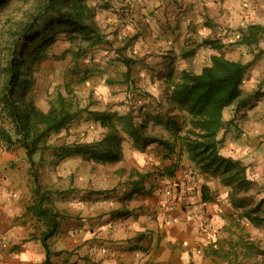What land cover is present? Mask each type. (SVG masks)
Instances as JSON below:
<instances>
[{"label": "crops", "instance_id": "1", "mask_svg": "<svg viewBox=\"0 0 264 264\" xmlns=\"http://www.w3.org/2000/svg\"><path fill=\"white\" fill-rule=\"evenodd\" d=\"M125 4L128 31L136 32L134 45H129L133 54L127 55L136 63L130 77L124 68L129 84L125 93L143 95L138 105L142 119L136 124H145L146 133L168 140L175 151L164 158L165 145L157 141L141 146L123 133L118 161L98 163L82 153L50 158L53 171L42 184L49 191L46 205L59 215L47 240L50 264H239L240 258L255 256L249 245H243L247 250L241 245L256 238L255 223L242 216L244 207L231 199L232 185L201 172L186 153L180 155V139L171 137L168 114L182 121L176 117L177 109L171 112L164 104L170 96L171 69L178 73L193 62V71L199 72L213 54L237 48L238 55L231 58L239 60L242 46L253 49L255 44L236 40L248 25H264V0H125ZM250 99V104L243 99L241 86L240 97L223 110L225 124L218 134L220 154L246 168L250 188L238 197H245L247 208L264 200V95ZM125 109L131 112L128 106ZM101 110L115 111L108 106ZM106 130L100 128L99 138L91 133L87 142L100 139ZM173 161L178 162L173 176L157 174ZM80 162L87 169L78 166ZM28 169L26 161L16 170L0 163V264H41L46 258L41 240L45 219L27 210L33 201ZM137 172L147 177L142 190L133 193L130 181ZM187 173L195 199L202 200V186L212 198L205 202L210 226L204 230L186 213L167 207L169 192ZM164 216L170 218L165 221Z\"/></svg>", "mask_w": 264, "mask_h": 264}, {"label": "trees", "instance_id": "2", "mask_svg": "<svg viewBox=\"0 0 264 264\" xmlns=\"http://www.w3.org/2000/svg\"><path fill=\"white\" fill-rule=\"evenodd\" d=\"M22 1L19 17L9 13L15 2ZM0 145L6 148L19 146L24 149L29 161V169L34 177L32 188L33 201L27 210L45 219L46 228L41 240L46 251V258L41 264H50V249L47 240L54 234L58 225V214L46 205L49 191L44 189L35 171L34 156L47 148L45 142L51 133H58L77 118L82 112L80 108L65 110L54 104L43 111L31 99L27 98L31 84V62L40 61L44 55L42 50L56 41L61 32H67L70 39H80L93 46L106 43L113 47L111 40L99 29L93 20L87 0H0ZM264 37V25L250 24L240 33L236 43L257 45ZM41 40L37 43V40ZM129 43L123 44L128 46ZM122 48H114L117 59L127 67L130 77L131 66L136 59L122 53ZM264 53V48L259 50ZM248 64L241 60L227 57L224 53L213 54L209 65L199 72L184 68L178 73L170 70L167 77V88L170 111L177 109L185 112L187 122L181 123L171 118L172 131L180 139V155L187 154L195 162L201 172L219 176L221 181L232 185L231 199L236 205L244 207L242 216L253 223H262L264 217L259 211V204L246 207L245 197H238L250 188L246 177V168L240 161L220 154L221 140L219 131L224 127L223 110L233 104L241 95V85ZM132 83V82H131ZM66 99L59 94L57 101ZM94 121L106 128L104 135L89 144H68L56 147V155L60 158L82 153L86 159L98 163L118 161L122 157L121 132L133 138L135 144L145 146L151 142H159L168 150L170 157L175 149L170 142L161 137L145 132V124L138 126L132 112L118 114L108 111L89 110ZM182 125V126H181ZM184 130L182 134L179 132ZM179 155V156H180ZM178 162L158 170L159 176H173ZM136 179L130 181L133 193L142 190L141 183L146 173H136ZM202 200L211 201L208 188H201ZM241 196V195H240Z\"/></svg>", "mask_w": 264, "mask_h": 264}, {"label": "rangeland", "instance_id": "3", "mask_svg": "<svg viewBox=\"0 0 264 264\" xmlns=\"http://www.w3.org/2000/svg\"><path fill=\"white\" fill-rule=\"evenodd\" d=\"M87 4L93 20L106 39L112 41L113 47L106 43L90 46L79 38L70 39L67 32H61L55 42L43 48L41 53L44 56L40 61L31 62L29 58L27 62L30 66L31 84L26 97L31 99L38 108L47 111L54 104L57 107H64L65 110L80 108L82 111L61 132L51 133L45 142L47 148L35 154V171L41 184L48 179L49 171H53L50 158L56 155V147L62 144H68L71 148H74L75 144L83 146L89 144L87 141L91 139V133L94 137L98 135V138L101 135L99 130L103 127L98 121L92 119L89 110L103 111L101 108L108 106L115 109L113 113L128 112V109H125L128 106L133 112L136 123L142 119L138 105L143 95L128 97L125 93L129 87L128 77L124 72L125 65L117 59V53L114 50L116 47L122 48L125 42L134 45V40H136L135 36H132L136 32L128 31L126 20L123 17L128 12L129 6L125 4V0H87ZM23 6L25 5L22 1L15 2L9 13L12 12L10 14L19 17L20 8ZM3 17L2 15L0 19L2 20ZM40 40L41 38L37 40V43ZM129 45L122 48L123 54H133L130 48L132 46L129 47ZM262 48H264V37L257 45H254L252 50L242 46L240 51L239 60L248 64L247 74L241 85L242 97L249 104L252 102L250 98L264 95V53H259ZM222 52L227 53L229 58L238 55L237 48ZM186 67L194 70L193 62ZM59 94L66 99L62 103L57 101ZM110 98L112 99L108 101ZM106 102L107 105H105ZM244 104L247 103L244 102ZM164 105L168 106V101ZM178 112L179 116L176 117L186 123L188 119L186 113ZM172 132L171 137L174 141L179 139L176 133ZM180 132L183 133L184 130ZM123 133L125 132L122 131L121 134ZM126 136L129 135L126 134ZM164 158H167V155ZM24 161L29 165L23 148L14 146L9 149L3 144L0 145V163L4 162L7 170L21 169ZM80 165L87 169L86 164L82 165L80 162L78 166ZM28 174L34 186V177L30 169H28ZM258 213L264 217V200L259 204ZM254 227L256 238L251 241V244L245 241L241 245L243 248H245L243 245H249V251L255 256L240 258L239 264H264V223H255Z\"/></svg>", "mask_w": 264, "mask_h": 264}, {"label": "built area", "instance_id": "4", "mask_svg": "<svg viewBox=\"0 0 264 264\" xmlns=\"http://www.w3.org/2000/svg\"><path fill=\"white\" fill-rule=\"evenodd\" d=\"M187 178H184L181 183H177L172 191L169 192V200L167 207L169 211L180 210L191 219H195L201 225L204 230L210 226V216L203 200H197L194 196L192 176L187 174ZM170 217L164 216V220H168Z\"/></svg>", "mask_w": 264, "mask_h": 264}]
</instances>
